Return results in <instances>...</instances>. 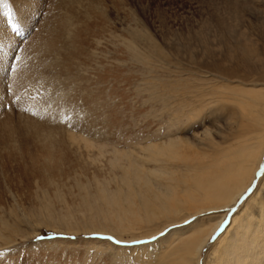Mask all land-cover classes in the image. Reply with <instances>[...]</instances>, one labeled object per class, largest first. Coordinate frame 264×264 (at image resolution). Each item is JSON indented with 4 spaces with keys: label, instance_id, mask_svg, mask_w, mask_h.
I'll use <instances>...</instances> for the list:
<instances>
[{
    "label": "bare ground",
    "instance_id": "bare-ground-1",
    "mask_svg": "<svg viewBox=\"0 0 264 264\" xmlns=\"http://www.w3.org/2000/svg\"><path fill=\"white\" fill-rule=\"evenodd\" d=\"M136 29L132 30L133 38L121 36L117 45L111 40L109 27H48L27 60L17 63L19 74L13 79L34 89L50 82L55 85L65 76L77 92L90 89L84 91L90 105L105 108L95 90H102L104 82L124 71V64L119 63L127 61V52L149 67L154 61L165 65L153 43L143 49L139 44L141 31ZM0 34L6 37L4 32ZM113 45L121 55L111 53ZM176 66L185 77L180 81L182 86L167 93L168 104H162L156 116V135L143 139L134 151L104 149L69 135L63 128L62 113L49 117L46 127L29 125L25 134L42 142L35 152L46 156L44 179L57 168L52 158H64L70 151L73 165L80 172L75 180L76 193L69 189L64 196L58 186L53 187L54 197L66 210L58 216L70 226L66 229L83 231L88 236H115L119 242L116 245H122L120 251L125 249V233L138 241L166 232L162 251L158 250L157 258L149 264H200L203 250L215 233L220 236L214 245L213 264H264V174L255 185L264 166V81L226 80L192 65ZM95 113L101 118L99 112ZM29 123L32 121L27 119ZM208 124L214 125L213 132L206 127ZM14 134L5 136L12 141ZM95 147L99 153L88 154ZM22 152L31 153L28 149ZM250 190L253 193L238 204ZM40 193L42 199L50 197L48 190L40 189ZM67 195L78 204L69 205ZM55 206L48 209L46 204L47 216L52 219ZM73 206L78 211L74 212ZM229 209L231 218L226 223ZM76 215L81 218L76 219ZM3 237L0 232V239ZM102 252L95 250L93 258L104 257Z\"/></svg>",
    "mask_w": 264,
    "mask_h": 264
},
{
    "label": "rangeland",
    "instance_id": "rangeland-1",
    "mask_svg": "<svg viewBox=\"0 0 264 264\" xmlns=\"http://www.w3.org/2000/svg\"><path fill=\"white\" fill-rule=\"evenodd\" d=\"M70 25L109 27L111 40L117 45L121 36L133 38L137 28L142 34L139 44L146 49L153 43L165 65L154 61L149 67L129 57L127 52V61L119 63L124 64L121 65L124 71L104 82L102 90H95L104 100L102 109L100 104L97 108L87 101L84 91L90 92L89 88L77 92L65 76L57 79L55 85L50 82L34 89L16 83L13 76L19 74L18 64L27 60L47 28ZM20 30L22 38L16 36ZM3 32L8 39L0 36V232L4 235L0 239V264H149L166 243V232L138 241L125 233L124 247L131 252L128 249L124 253L113 235L100 236L102 239L66 229L69 225L58 216L66 210L52 189L58 186L64 196L69 189L77 192L75 180L80 172L73 165L74 156L70 151L64 158H52V165L57 168L44 179L46 156L35 152L42 142L28 138L25 133L30 124L46 127L49 117L62 113L63 128L69 135L82 137L104 149L134 151L143 139L156 135V116L162 104H168L167 93L182 86L180 81L185 77L177 64L192 65L226 80L264 81V0H0V33ZM112 49L113 55H121L115 45ZM27 119L32 123L26 124ZM206 127L213 132L214 125ZM12 133L14 139L9 141L5 134ZM26 149L31 153L24 154L22 150ZM98 153L95 147L88 154ZM263 174L264 166L255 185ZM40 189L48 190L51 199L40 198ZM248 193L238 204L253 190ZM66 200L69 205L78 204L72 196L67 195ZM46 204L48 209L56 205L53 219L47 216ZM72 210L78 208L73 206ZM226 213L227 223L231 210ZM56 227L63 229L59 231ZM219 236L220 233L213 235L216 239L212 237L209 247L203 250L200 264H213L214 245ZM112 245L115 250H111ZM105 248L109 252H104ZM97 249L105 256L94 259Z\"/></svg>",
    "mask_w": 264,
    "mask_h": 264
},
{
    "label": "snow or ice",
    "instance_id": "snow-or-ice-1",
    "mask_svg": "<svg viewBox=\"0 0 264 264\" xmlns=\"http://www.w3.org/2000/svg\"><path fill=\"white\" fill-rule=\"evenodd\" d=\"M224 230H225L224 227H221L220 232H223ZM162 235H163V233H162ZM108 239H112V238L108 237ZM153 239H157V238L153 237ZM215 239H216V237H213V240H215ZM116 243H119V242L117 241Z\"/></svg>",
    "mask_w": 264,
    "mask_h": 264
}]
</instances>
